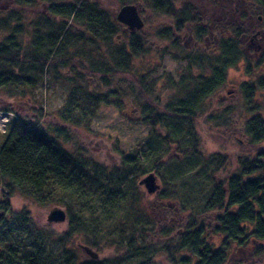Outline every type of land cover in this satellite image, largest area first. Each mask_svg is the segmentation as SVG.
<instances>
[{
    "label": "trees",
    "instance_id": "1",
    "mask_svg": "<svg viewBox=\"0 0 264 264\" xmlns=\"http://www.w3.org/2000/svg\"><path fill=\"white\" fill-rule=\"evenodd\" d=\"M10 1V9H0V90L35 91L48 73L56 83H69L72 90L60 124L44 130L40 108L26 117L16 113L7 126L0 150V264H121L82 259L72 247L78 236L83 237L85 246L97 248L96 239L110 235L101 224H90L86 211L75 214L69 210L63 233L36 226L25 209L14 215L16 220L12 224L3 223L5 213L11 211L15 191L29 192L40 204L45 203L46 197L61 193L87 202L91 201L86 198H91L102 207L115 196L112 205L128 206L117 230L120 244L125 243L126 253L134 255L130 258L136 259L133 264H157L156 256L144 246L146 230L141 229L142 224L152 223L139 208L136 181L151 173L161 177V163L150 169L140 167L135 163L143 156L140 153L126 157L120 169L107 167L85 155L77 145L74 131L89 130L98 105L121 108L123 99L129 98L138 113L137 121L150 126L152 133L162 132L161 136L154 135L157 140L166 146L175 143L183 149L181 156L202 157L196 124L206 114L207 101L225 86L229 70L240 62L247 61V73L253 72L241 41L245 42L251 28L229 25L225 30L229 36L222 31L213 49H208L206 37L213 32V24L205 23L191 0H116L121 7L141 1L168 21L169 26L154 33L155 39L165 45L167 54H175L173 57L187 64L179 81L173 82L170 76L150 79L151 70L141 72L134 67V61L147 53L142 31L124 34V25L117 21V15L95 1ZM208 1L212 7H218L217 0ZM219 1L230 4V0ZM241 1L249 7L250 16L258 15L255 18L262 20L263 27L264 0ZM187 30L204 47L202 51L187 53ZM250 45L251 42L248 48ZM88 80L115 88L110 93L88 92ZM256 89L264 96V77L258 85H243L244 107H225L222 116L206 114L205 118L222 126L232 115H238L239 109L246 115L252 114L242 118V130L253 143L261 144L264 105L253 101ZM2 110L13 111L9 107ZM67 144L74 149L67 150ZM254 157L257 163H243L235 175L224 180L212 177L211 172L212 195L203 208L204 214L214 215L210 230L203 223L185 229L162 252L170 264H227L234 246L241 250L251 246L255 257H264V149ZM218 160L219 156L212 155L208 163L217 168ZM160 197L174 196L167 195L165 190ZM214 236L221 238L219 246L210 241ZM51 244L61 246L56 260L46 253Z\"/></svg>",
    "mask_w": 264,
    "mask_h": 264
},
{
    "label": "rangeland",
    "instance_id": "2",
    "mask_svg": "<svg viewBox=\"0 0 264 264\" xmlns=\"http://www.w3.org/2000/svg\"><path fill=\"white\" fill-rule=\"evenodd\" d=\"M92 1L97 2L101 8L116 15L121 8L116 0ZM191 2L197 7L199 15L206 20L205 23L213 24V32L206 37L208 49H213L212 47L216 44L222 31L229 36L225 31L229 25L238 24L244 26V28L247 25L251 28L245 37V42L241 41L247 58L252 63L253 72L251 75L247 73V61L240 62L236 67L229 70L225 86L206 103V114L219 117L223 115L225 107L230 109L244 107L243 85H258L261 78L264 77V26H260L262 20H256L257 14L255 16L248 14L249 7L241 0H230V4L217 0L218 7H212L208 0H191ZM133 5L138 8L144 22V28L141 31L142 39L147 47V53L134 61V67L141 72L142 70H151L150 79L170 76L173 82H178L184 73L186 62L181 58L173 57L175 54H167L164 50L165 45L156 40L154 36L155 32L169 26L168 21L154 13L141 1ZM11 7L10 0H0V9L8 10ZM122 32L126 35L130 34L126 26L122 27ZM187 32L188 35L184 38L187 53L195 54L202 51L204 47L200 46L195 40L192 31L187 30ZM255 35H258V37L253 40ZM250 42L251 47L248 48ZM170 52L173 53V50L171 49ZM51 77L52 75L48 73L44 83L32 92L26 91L23 93L18 89L12 91L1 89L0 113H8L13 116L17 113L20 117H26L39 112V109L42 108L44 115L42 128L44 130L60 124V116L65 113V106L72 86L64 81L56 83ZM86 82H88L86 90L92 93H110L115 88V86H105L96 80ZM82 84L85 86L84 83ZM256 90L257 92L252 98L253 101L264 105L262 92L258 91L259 89ZM78 93L80 94L81 91H77ZM123 101L124 106L122 105L121 108L112 104L98 105L92 114L89 130L85 132L74 131L77 145L86 153L85 155L94 161L116 170L126 163L124 161L126 157L134 155L137 157L140 153L143 156L135 162L140 167L150 169L157 162L161 163L158 168L161 177H158L157 182L160 190L153 196L148 195L146 190L139 186V182L143 179L139 177L136 181L138 185L137 195L140 210L144 211L152 223H143L144 227L141 226L142 230H146L143 232L144 246L149 254L156 256L155 261L157 264H170L162 252L185 229L193 224L196 228L200 223H203L210 230L214 215L204 214L203 208L212 195L211 176L224 180L235 175L241 169L243 163H255L254 155L264 149V141L256 145L242 130L244 120L242 118H249L252 114L246 115L239 109L238 115H232L231 120H228L229 122L226 125L222 124V126L206 119L205 114L196 124L201 140L200 152L202 157L190 154L181 156L180 154H183V152H179L182 148L177 147L175 143L173 146H166L160 140H157L154 135L161 136L162 132L152 133L150 126L137 121L138 113L135 111L130 99L126 98ZM6 107L11 108L13 113L2 110ZM9 118L13 119L15 117L10 116ZM3 125L6 126L7 123ZM5 126L0 127V150L7 136L8 128L5 129ZM66 149L72 151L74 147L67 144ZM212 155L219 156L217 168L208 163L209 157ZM212 171L213 174L211 175ZM172 187L175 190L173 192ZM165 190L167 195L171 194L174 197L170 199L161 198L160 195ZM58 194L57 197H46L45 203L40 204L29 192L15 191L11 198V211L5 213L3 223L12 224L16 220L14 215L25 209L30 212L31 219L36 226L45 228L48 231L52 230L55 233H63L67 229V221L62 224H49L47 221V217L52 210L59 208L66 213L70 210L75 214L86 211L90 217H85L90 218V224H101L104 232H110V235L103 240L98 237L95 241L98 247L91 248L98 255L97 260L109 261L108 263L117 261L121 264L134 263L136 259L133 261L130 259L134 255L131 256L130 252L126 253L128 247L125 243L120 244L122 241L117 232L121 228L119 223L128 206L122 204L112 205L111 201L116 199L115 196L101 207L99 206L101 204H94V200L91 198H86L91 201L87 202L78 197L71 196L70 198L66 194ZM81 198H84V196ZM117 226L119 227L115 228ZM123 228L128 232L126 226ZM139 241L141 242L140 239ZM210 241L219 246L221 238L214 236ZM71 245L80 258L92 260L81 249V246H85L83 237H76ZM46 253H49L56 260L60 256L61 246L51 244L47 247ZM227 264H264V257H255L251 246L245 250L234 246Z\"/></svg>",
    "mask_w": 264,
    "mask_h": 264
},
{
    "label": "water",
    "instance_id": "3",
    "mask_svg": "<svg viewBox=\"0 0 264 264\" xmlns=\"http://www.w3.org/2000/svg\"><path fill=\"white\" fill-rule=\"evenodd\" d=\"M116 19L120 24L126 26L130 32L140 31L144 28V22L135 5L121 7L117 13ZM157 182V176L154 173H151L144 177L139 182V185L146 190L148 195L153 196L160 190V186ZM67 218V213L64 210L56 208L49 213L47 221L49 224H62L67 221ZM81 249L89 255L92 260L98 259V255L93 252L91 248L81 246Z\"/></svg>",
    "mask_w": 264,
    "mask_h": 264
},
{
    "label": "built area",
    "instance_id": "4",
    "mask_svg": "<svg viewBox=\"0 0 264 264\" xmlns=\"http://www.w3.org/2000/svg\"><path fill=\"white\" fill-rule=\"evenodd\" d=\"M10 116L14 117L12 114L10 115L8 113H0V127H4L5 125H3V124L7 123V125H8L10 123V122H8L9 120L12 119V118H9ZM7 125L5 126V129L7 128Z\"/></svg>",
    "mask_w": 264,
    "mask_h": 264
}]
</instances>
